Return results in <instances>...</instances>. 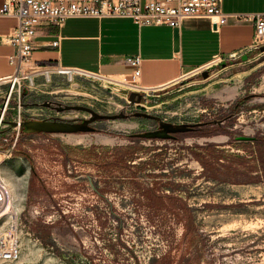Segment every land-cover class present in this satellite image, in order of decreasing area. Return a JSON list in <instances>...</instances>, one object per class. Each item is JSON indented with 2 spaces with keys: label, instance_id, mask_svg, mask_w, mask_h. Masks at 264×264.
<instances>
[{
  "label": "rangeland",
  "instance_id": "rangeland-1",
  "mask_svg": "<svg viewBox=\"0 0 264 264\" xmlns=\"http://www.w3.org/2000/svg\"><path fill=\"white\" fill-rule=\"evenodd\" d=\"M21 74L7 120L19 108L22 120L47 118L54 112L34 102L50 97L130 116L71 133L22 135L21 126L4 122L0 169L21 216L22 250L0 264H264L263 172L253 140L236 137L264 133V74L233 100L199 91L144 107L130 102L122 78L43 67ZM10 86L0 81V107ZM235 102L238 112L227 116ZM136 111L209 123L176 138L118 134L157 125ZM57 114L81 119L89 112ZM107 136L112 141L103 140Z\"/></svg>",
  "mask_w": 264,
  "mask_h": 264
},
{
  "label": "crops",
  "instance_id": "crops-1",
  "mask_svg": "<svg viewBox=\"0 0 264 264\" xmlns=\"http://www.w3.org/2000/svg\"><path fill=\"white\" fill-rule=\"evenodd\" d=\"M221 6L227 21L217 29L208 17H187L180 26H140L120 16H74L62 25L41 19L23 68L61 65L118 79L134 70L127 58L138 55L140 82L152 88L143 99L151 105L199 91L233 100L264 74V45L253 44L254 22L241 16L264 11V0H222ZM17 23L16 16L0 14V78L19 69L17 47L4 39ZM56 39L59 45H50ZM232 52L236 55L230 56ZM212 60L208 77L195 71ZM154 98L162 100L153 103Z\"/></svg>",
  "mask_w": 264,
  "mask_h": 264
},
{
  "label": "built area",
  "instance_id": "built-area-1",
  "mask_svg": "<svg viewBox=\"0 0 264 264\" xmlns=\"http://www.w3.org/2000/svg\"><path fill=\"white\" fill-rule=\"evenodd\" d=\"M221 4L222 0H4L0 7V14L18 18L17 25L4 39L17 47L20 65L14 74L0 78V81L11 83L3 106L0 107V130L4 126V122H8L12 127L18 129L21 126L20 108L18 116L14 118L18 122L17 124H12L10 120L5 119V115L17 83L20 95V82L23 77L21 73L24 71L23 63L31 57L34 49L35 26L41 19L62 25L67 18L74 16H120L130 17L140 26L145 24L180 26L187 17H208L217 29L227 21V13L222 10ZM241 16L254 22L253 44L255 46L264 45V11L244 13ZM50 45L58 46L59 39L51 41ZM235 55V52L230 53V56ZM127 61L134 66V70L120 82L128 88V93L130 91H140L142 95L147 93L152 88H147L140 82V56H130ZM214 64L215 60H212L196 68L195 71L202 73V71L208 70L210 72ZM40 67H43L44 71L51 70L66 74L76 72L109 81L118 80L67 66ZM135 103L143 107L147 106L145 99ZM41 117L43 116H37V118ZM47 117H50V114ZM21 223L20 213L15 207L12 188L0 169V261H14L19 258L22 250Z\"/></svg>",
  "mask_w": 264,
  "mask_h": 264
},
{
  "label": "water",
  "instance_id": "water-1",
  "mask_svg": "<svg viewBox=\"0 0 264 264\" xmlns=\"http://www.w3.org/2000/svg\"><path fill=\"white\" fill-rule=\"evenodd\" d=\"M204 77H208L209 71H202ZM130 100L137 102L142 100V93L140 91H130ZM65 108H87L88 106L76 104V105H66ZM91 112V117L85 118L83 121H68V120H56V119H46V118H30L21 121L20 125H24V131L26 133H71L80 131H95L96 127L90 125L92 120L99 118H118L125 117L124 112L116 113H101L96 110H89ZM135 115L156 118L159 120V127L156 129L137 131L130 133L131 136L145 137V138H176V133L190 132L197 128L209 123V121H199V122H172L161 118L159 115H155L145 111H136ZM222 120L215 119L212 120L214 123H221ZM12 124H17L16 120L10 121ZM237 139L242 140H253L256 136L242 134L236 136Z\"/></svg>",
  "mask_w": 264,
  "mask_h": 264
},
{
  "label": "flooded vegetation",
  "instance_id": "flooded-vegetation-1",
  "mask_svg": "<svg viewBox=\"0 0 264 264\" xmlns=\"http://www.w3.org/2000/svg\"><path fill=\"white\" fill-rule=\"evenodd\" d=\"M128 96L130 98V92L128 93ZM143 95H142V99H143ZM130 102H134L132 100H130ZM135 103V102H134ZM76 105V104H80V105H84V106H88L90 107V109H87V108H80V109H77V110H84V111H87L89 112V115L86 116V117H83L81 119H65V118H62L61 116H59L57 113L58 112H62V111H65V110H70V109H75V108H65L66 105ZM34 105H38V106H41V107H45L47 108L48 110H51L52 112H54V114H50V117H47L46 119H56V120H68V121H83L85 118H89L91 117V112L89 110H98L86 103H75V102H67V101H62V100H59V99H56V98H46L44 99L43 101H37V102H34ZM120 110H124V109H120ZM99 112V111H98ZM121 112V111H119ZM126 114L125 117H128L130 116V114L126 113L125 111H122ZM134 114V112H133ZM135 115V114H134ZM136 116H139V115H136ZM148 118H151V117H148ZM105 118H99V119H96V120H92L90 122V125H93L94 127H96V129L98 128L97 126V122L100 121V120H103ZM153 119L157 125H155V127L153 129H156L159 127V120L156 119V118H151ZM198 129V128H197ZM197 129L193 130V131H196ZM179 133H176V136H178Z\"/></svg>",
  "mask_w": 264,
  "mask_h": 264
},
{
  "label": "trees",
  "instance_id": "trees-1",
  "mask_svg": "<svg viewBox=\"0 0 264 264\" xmlns=\"http://www.w3.org/2000/svg\"><path fill=\"white\" fill-rule=\"evenodd\" d=\"M156 100H157V98H154L152 100L153 103H156ZM232 108L234 110H230L229 111V115H227V116L233 115L234 113L238 112L239 103H236L235 102V104L232 105ZM21 132H22V135H28L24 131V125L23 124H21ZM208 132H211V131H208ZM118 134H120V135H127V136L130 137V139H133V140L139 138L137 136H131V135H128V134H125V133H122V132H119ZM253 143H254V149H255V151L257 153L258 159L260 160V169L263 172V175L262 176L264 178V133L259 134V135H256V137L253 139ZM204 148L206 150H209L208 149L209 148V145L208 146H204ZM216 179H217V177H216Z\"/></svg>",
  "mask_w": 264,
  "mask_h": 264
},
{
  "label": "bare ground",
  "instance_id": "bare-ground-1",
  "mask_svg": "<svg viewBox=\"0 0 264 264\" xmlns=\"http://www.w3.org/2000/svg\"><path fill=\"white\" fill-rule=\"evenodd\" d=\"M47 72H49V70H47ZM31 74H32V73H31ZM30 77H31V80L33 81V75H31ZM32 81H31V82H32ZM76 140H77V139H76ZM103 140H105V141H112V138L107 136V137H105Z\"/></svg>",
  "mask_w": 264,
  "mask_h": 264
}]
</instances>
